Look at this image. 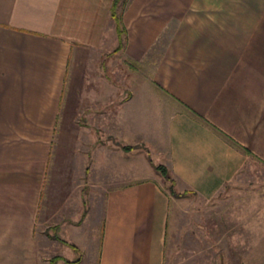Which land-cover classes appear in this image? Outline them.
Listing matches in <instances>:
<instances>
[{
    "label": "crops",
    "instance_id": "crops-1",
    "mask_svg": "<svg viewBox=\"0 0 264 264\" xmlns=\"http://www.w3.org/2000/svg\"><path fill=\"white\" fill-rule=\"evenodd\" d=\"M114 1L0 0V264H164L149 156L207 201L264 164V0H128L118 51Z\"/></svg>",
    "mask_w": 264,
    "mask_h": 264
},
{
    "label": "rangeland",
    "instance_id": "rangeland-1",
    "mask_svg": "<svg viewBox=\"0 0 264 264\" xmlns=\"http://www.w3.org/2000/svg\"><path fill=\"white\" fill-rule=\"evenodd\" d=\"M161 177L160 188L169 197L164 264H241L242 253L252 236L248 227L255 226L256 237L264 231V164L250 160L219 197L211 201L187 191L178 192L175 187L178 196H173V182ZM95 233V243L90 235L86 248V264H95L100 252L98 232ZM54 239L64 242L57 235ZM75 250L80 254L79 248ZM51 262L55 264V259Z\"/></svg>",
    "mask_w": 264,
    "mask_h": 264
},
{
    "label": "trees",
    "instance_id": "trees-1",
    "mask_svg": "<svg viewBox=\"0 0 264 264\" xmlns=\"http://www.w3.org/2000/svg\"><path fill=\"white\" fill-rule=\"evenodd\" d=\"M128 0H115L113 3V7H112V16L115 19L116 25H117V32H118V36H119V41H120V45L117 49L120 50L123 48L124 46V42L126 39V29L123 26V21H122V15L119 12L120 10L124 9L126 4H127ZM125 151H131L133 150V147H124ZM247 153H249V151H247ZM149 160L152 163V165L154 166V168L168 181H170L172 183V187L170 189V193L173 196H178V194L176 193L174 187L176 186L175 180L172 179L168 169L163 166V165H155L150 156H149ZM76 248V247H74ZM80 262V259L75 261L74 263L77 264Z\"/></svg>",
    "mask_w": 264,
    "mask_h": 264
}]
</instances>
